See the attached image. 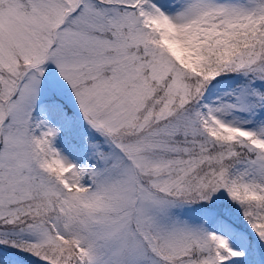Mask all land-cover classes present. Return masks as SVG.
Segmentation results:
<instances>
[{"label":"snow or ice","instance_id":"snow-or-ice-1","mask_svg":"<svg viewBox=\"0 0 264 264\" xmlns=\"http://www.w3.org/2000/svg\"><path fill=\"white\" fill-rule=\"evenodd\" d=\"M0 264H264V0H0Z\"/></svg>","mask_w":264,"mask_h":264}]
</instances>
